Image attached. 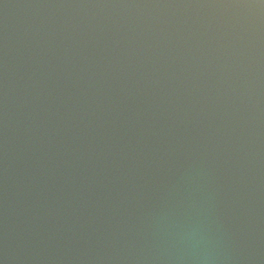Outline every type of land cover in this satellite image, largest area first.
<instances>
[{"label": "water", "instance_id": "95a60500", "mask_svg": "<svg viewBox=\"0 0 264 264\" xmlns=\"http://www.w3.org/2000/svg\"><path fill=\"white\" fill-rule=\"evenodd\" d=\"M0 264H264V0H0Z\"/></svg>", "mask_w": 264, "mask_h": 264}]
</instances>
